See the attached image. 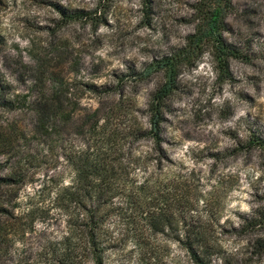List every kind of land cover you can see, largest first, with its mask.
Wrapping results in <instances>:
<instances>
[{
  "label": "rangeland",
  "instance_id": "1",
  "mask_svg": "<svg viewBox=\"0 0 264 264\" xmlns=\"http://www.w3.org/2000/svg\"><path fill=\"white\" fill-rule=\"evenodd\" d=\"M216 2L0 0V264H94L86 201L58 210V190L86 154L122 157L114 172L123 179L106 193L104 264H192L172 238L179 217L205 230L210 264H264V224L245 223L264 211V150L247 145L264 136V0H231L225 12L221 34L240 52L229 77L218 74L213 40L203 41L163 101L161 148L140 138L165 79L158 62L190 49ZM144 178L150 191L136 201L131 183ZM177 185L181 203L170 197ZM147 207L164 232L148 230Z\"/></svg>",
  "mask_w": 264,
  "mask_h": 264
},
{
  "label": "trees",
  "instance_id": "2",
  "mask_svg": "<svg viewBox=\"0 0 264 264\" xmlns=\"http://www.w3.org/2000/svg\"><path fill=\"white\" fill-rule=\"evenodd\" d=\"M216 1V5L201 17L200 20L205 22L204 25L202 27L198 26L196 32L188 37L187 44H190L188 46L190 49L174 53V55L158 62V66L163 69L164 72V83L152 95L148 104L149 129L140 134V138L151 137L158 149L161 148L160 145L163 142V137L160 132L163 119V101L172 93L175 87V81L181 60H186L187 62L193 54L196 53V50L198 52L201 49L200 44L211 38L214 44V57L217 64L216 67L218 66V74L223 80H225L229 77V59L240 57L238 49L226 43L221 34V29L224 26L225 12L230 6L231 0ZM142 2L145 4L146 9L150 8V6H148L150 0H142ZM43 111V109L39 108L37 112L41 115V112ZM40 119H43V115ZM247 145L248 148L257 147L264 150V136L256 133L250 134L247 140ZM82 157H85V160L84 163H80L75 167L74 181L68 187L58 190V210L65 212L67 215L68 204H80L79 202L83 201H80L79 198H83L86 201V205L84 203L82 205L84 210V216L82 219L85 220L82 230L85 232L86 243L89 245L91 258L94 264H104L103 251L105 248L100 238V229L103 224L104 208L109 202L112 203V194L107 195L106 193L110 191L108 182H112L116 178L117 180L123 179L122 175L115 177L116 175L114 172L115 168L120 165L122 157L111 155L108 160L106 157L105 159H100V157L95 155L94 159L91 161H88L87 154ZM145 158V156L137 157L136 166L139 167L140 165L137 164L143 162ZM128 176L127 172L125 177L128 178ZM126 178L122 182L124 189L127 185ZM147 184H149V182L145 178L138 184L131 183V192H133L136 201L141 197V194L145 195L146 192L150 191V185ZM177 186L178 187H173L170 197L176 203H181V200L183 202V198L185 197L182 190L186 191V188L179 185ZM130 194L132 195V193ZM167 194L169 195V193ZM65 200L66 202L63 203ZM148 208L149 207L143 210L148 230L150 232L154 231L155 233H157L158 230L164 232L161 228H157L153 222L156 211H150ZM0 210L5 211L4 209ZM79 215L80 213H76L75 215H70V218L67 217L68 226H70V228L73 226L72 223H74L75 226L79 225L77 221L79 220ZM187 219L188 217H183V219L180 220L179 217L178 221L181 222L182 227L180 230H172V238L181 244V247L187 253L192 264H210L209 255L211 247L206 239L205 230L199 225L188 223ZM245 223H251L253 226L264 224V211L256 209V211L245 220ZM68 240L69 235L63 237L62 243L65 245ZM259 241L262 243L264 240L259 239L257 243H259ZM146 252L149 256L151 255L155 257L153 251L146 249Z\"/></svg>",
  "mask_w": 264,
  "mask_h": 264
}]
</instances>
